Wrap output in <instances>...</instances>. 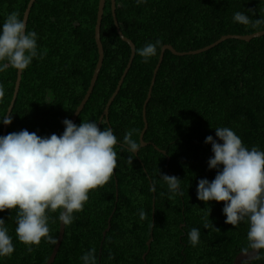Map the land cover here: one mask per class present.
Segmentation results:
<instances>
[{
    "label": "trees",
    "instance_id": "trees-1",
    "mask_svg": "<svg viewBox=\"0 0 264 264\" xmlns=\"http://www.w3.org/2000/svg\"><path fill=\"white\" fill-rule=\"evenodd\" d=\"M29 2L0 0V24L12 12L23 20ZM99 2L36 0L27 30L38 34L43 59H34L23 72L7 134L25 129L42 137L64 132L63 121L72 120L97 67ZM116 7L123 35L136 46L134 63L109 110V123L104 118L101 124V129L111 128L118 138L117 167L110 181L91 191L83 210L74 213L73 223L66 225L53 264H83L80 258L92 249L97 264H234L247 243L248 226L226 224L224 203L200 201L197 186L200 179L211 181L217 174L209 169L213 153L205 143L210 135L218 139L214 128L229 127L249 149L264 150V36L251 42L228 40L197 55L179 57L167 51L147 107L149 127L144 140L149 145L136 156L122 151L120 142L126 131L134 128L133 139L140 143L143 107L161 54L145 63L137 49L160 40L163 47L170 45L179 53H189L225 36L262 32L264 25L254 31L234 23L233 15L241 11L253 20L260 19L264 17V0H147L140 5L136 0H116ZM101 39L103 67L75 123L78 126L83 121L99 124L131 58L130 46L117 32L111 0H107ZM17 74L11 68L0 74L5 91L0 118L13 101ZM3 131L0 124V136ZM160 172L181 179L182 196L170 197ZM141 209L144 220L139 217ZM48 215L49 234L58 241L59 212ZM15 216V210L0 212L15 249L10 257L0 258V264H47L56 244L42 240L28 252L16 237ZM111 217V230L102 243ZM192 228L200 232L195 247L187 238Z\"/></svg>",
    "mask_w": 264,
    "mask_h": 264
},
{
    "label": "clouds",
    "instance_id": "clouds-1",
    "mask_svg": "<svg viewBox=\"0 0 264 264\" xmlns=\"http://www.w3.org/2000/svg\"><path fill=\"white\" fill-rule=\"evenodd\" d=\"M136 3L146 4L147 0ZM233 22L259 31L264 17L253 20L245 12L237 11ZM37 41L38 34L27 30L18 13L8 14L0 24V74L9 68L23 73L34 59H43ZM162 47V42L156 40L137 49V54L148 63L160 54ZM4 95V85L0 83V99ZM9 112L0 118V124L13 123ZM63 124L65 130L61 135L42 137L25 129L0 136V212L15 210L16 237L28 252L42 240L57 243L49 234L48 213L58 211L59 222L72 224L74 213L83 210L89 193L106 185L117 167L118 138L111 128L101 129L94 121H83L78 126L65 119ZM214 130L218 139L210 135L205 143L211 145L213 153L209 169L217 174L211 181L199 180L197 198L205 204L224 203L226 224L236 227L247 224V243L240 250L242 264L264 261V150L249 149L229 127ZM136 131L134 128L126 131L120 142L122 151L132 155L139 152L142 144L133 139ZM160 178L170 197L183 195L181 179L161 172ZM139 217L145 219L143 209ZM187 238L193 247L197 246L199 230L192 228ZM14 250L5 220L0 219V258L10 257ZM80 259L83 264H97L95 249Z\"/></svg>",
    "mask_w": 264,
    "mask_h": 264
},
{
    "label": "water",
    "instance_id": "water-1",
    "mask_svg": "<svg viewBox=\"0 0 264 264\" xmlns=\"http://www.w3.org/2000/svg\"><path fill=\"white\" fill-rule=\"evenodd\" d=\"M36 0H30L29 4H28V7L24 13V17H23V20L24 22L26 23V25L28 24V20H29V17H30V13H31V10L33 8V5L35 4ZM106 4H107V0H100L99 2V7H98V16H97V23H96V27H95V40H96V43H97V47H98V53H99V59H98V63H97V67H96V70L94 72V76H93V79L91 81V86L82 102V104L80 105V107L77 109V111L75 112L73 118L71 121H73L74 123H76V121L78 120V118L80 117L81 113L83 112V110L85 109L88 101L90 100L91 98V95L95 89V86H96V83L98 81V78H99V75L101 73V70H102V67H103V63H104V58H105V51H104V47H103V44H102V39H101V29H102V23H103V18H104V14H105V8H106ZM111 6H112V14H113V18H114V21H115V26L117 28V32L120 36V38L125 42L127 43L130 48H131V51H132V54H131V58H130V61H129V64L119 82V85L115 91V93L113 94L112 98L110 99L105 111H104V114L102 115L101 119H100V127H101V124L103 123L104 121V118L106 119V122L109 123V110L113 104V102L115 101L116 97L118 96V94L120 93V90L125 82V79L134 63V60H135V56H136V46L135 44L129 40L128 38H126L122 31H121V28H120V25H119V22L117 20V14H116V10H117V7H116V0H111ZM264 36V31L262 32H259V33H255L253 35H249V36H225L223 38H221L218 42L214 43L213 45L205 48V49H202V50H198V51H193V52H189V53H179L177 52L172 46L170 45H167V46H164L162 48V51H161V54H160V58H159V62L157 64V67L154 71V75H153V79H152V82H151V85H150V88H149V92H148V96H147V100L145 101V104H144V107H143V120H144V129L141 133V137H140V143L142 144V148H145L149 145V143H146L145 140H144V137L146 135V132L148 130V121H147V107H148V104L152 98V94H153V90H154V87H155V84H156V79H157V75H158V72L163 64V61H164V58H165V54L167 51H170L171 53H173L174 55L176 56H179V57H182V56H186V55H197V54H201L205 51H208V50H211L213 48H215L216 46L220 45L221 43L223 42H226L228 40H240V41H244V42H251L252 40L254 39H258V38H261ZM22 75L23 73H18L17 74V81H16V86H15V92H14V97H13V101L11 103V106L8 110L9 112V115L12 114V111H13V108H14V105H15V102L17 100V97H18V94H19V91H20V88H21V82H22ZM7 132H8V126H4V131H3V136L7 135ZM155 148L160 151L161 153H163L164 155H167V153L165 151H162L160 149H158L156 146ZM140 149V150H141ZM139 150V152H140ZM139 152L136 153L135 155L138 156L139 155ZM170 162V159L168 158V164ZM116 187H117V193H116V202H118L119 200V190H118V182H116ZM154 191V190H153ZM154 207H155V204H154ZM116 209H114V213L116 212ZM113 217V215H112ZM112 217L111 219L109 220L110 222V225L108 226V228L104 231L103 233V241L102 243L105 241V238L108 234V232L111 230V220H112ZM65 231H66V225H63L62 223H60V232H59V238H58V241L55 245V248L53 250V253L48 261L47 264H53L57 258V255L60 251V248H61V245L63 243V240H64V236H65ZM153 243V238L148 242V247H149V250L151 248V245ZM101 251V250H100ZM148 253H146L144 255V260H146V257H147ZM242 260H243V257L241 256V254H239L236 259H235V262L234 264H242Z\"/></svg>",
    "mask_w": 264,
    "mask_h": 264
}]
</instances>
